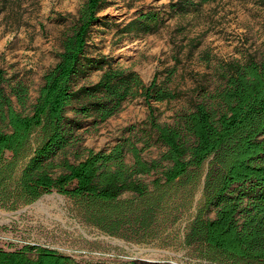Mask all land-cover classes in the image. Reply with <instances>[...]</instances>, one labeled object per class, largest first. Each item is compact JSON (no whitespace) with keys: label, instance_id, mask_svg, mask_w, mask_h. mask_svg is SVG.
<instances>
[{"label":"trees","instance_id":"trees-1","mask_svg":"<svg viewBox=\"0 0 264 264\" xmlns=\"http://www.w3.org/2000/svg\"><path fill=\"white\" fill-rule=\"evenodd\" d=\"M213 1L178 0L170 7L187 14ZM109 4V0H86L78 9L29 112L17 108H27L29 87L9 82L0 71V188L29 157L12 206L57 191L74 202L85 221L116 234L132 217L138 220L155 210L160 202L157 192L161 200L174 184L197 178L203 197L187 243L200 242L229 264H264V57L230 62L219 73L221 83L214 91H205L204 99L178 114L174 124L161 123L156 105L179 96L167 80L158 74L147 83L137 71L91 52L92 34L103 26L106 17L100 13ZM161 21L159 13L148 11L128 22L121 33H152ZM96 71H102L96 82L82 83ZM140 97L149 108L150 127L165 146L160 158L145 160L129 139L109 149L89 150L76 161L65 156L83 120L105 122L127 101ZM34 134L40 141L30 154ZM152 173L158 175L153 189L142 179ZM0 264L82 263L42 246L7 251L0 245Z\"/></svg>","mask_w":264,"mask_h":264},{"label":"rangeland","instance_id":"rangeland-1","mask_svg":"<svg viewBox=\"0 0 264 264\" xmlns=\"http://www.w3.org/2000/svg\"><path fill=\"white\" fill-rule=\"evenodd\" d=\"M86 0H0V71L15 84L29 87V112L35 103L44 73L58 60L61 41ZM178 0H109L90 40L93 54L113 59L116 65L137 71L145 82L159 74L179 96L159 103V121L174 124L178 114L202 101L205 91L221 83L227 64L248 56L264 57V0H215L198 11L175 13L170 5ZM160 14L161 25L146 34H122L121 29L142 13ZM102 71L93 72L82 83L96 82ZM6 84V83H5ZM68 115L74 112L69 109ZM150 111L143 98L127 101L122 110L105 122L83 120L77 140L65 156L71 161L86 157L89 150L109 149L129 139L145 160L160 158L165 146L149 125ZM34 134L30 154L39 144ZM10 159V154H8ZM64 155L59 157L63 158ZM29 157L15 168L12 178L0 188V245L18 251L26 245L42 246L70 256L82 264H229L200 242L188 244L186 234L202 203L199 179H185L168 188L163 199L157 192L155 210L132 217L117 228L105 231L85 221L76 205L57 191L44 193L29 204L14 202L17 180ZM127 161L133 162L131 154ZM208 163L204 165L207 169ZM1 170V169H0ZM158 175H143L154 187ZM129 195L123 196L127 198ZM214 216V213L211 214ZM142 251H152L143 254ZM217 259V260H216Z\"/></svg>","mask_w":264,"mask_h":264},{"label":"bare ground","instance_id":"bare-ground-1","mask_svg":"<svg viewBox=\"0 0 264 264\" xmlns=\"http://www.w3.org/2000/svg\"><path fill=\"white\" fill-rule=\"evenodd\" d=\"M151 253L152 255H154L153 257H156L157 255L155 254V252H152V251H142L143 254H146V253Z\"/></svg>","mask_w":264,"mask_h":264}]
</instances>
